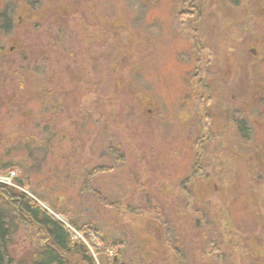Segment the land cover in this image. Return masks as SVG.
Listing matches in <instances>:
<instances>
[{
  "label": "rangeland",
  "instance_id": "1",
  "mask_svg": "<svg viewBox=\"0 0 264 264\" xmlns=\"http://www.w3.org/2000/svg\"><path fill=\"white\" fill-rule=\"evenodd\" d=\"M226 1L0 0L19 8L0 37V164L23 165L96 264L118 250L52 207L122 243L123 264H264V0ZM15 238L31 259L35 230Z\"/></svg>",
  "mask_w": 264,
  "mask_h": 264
},
{
  "label": "trees",
  "instance_id": "2",
  "mask_svg": "<svg viewBox=\"0 0 264 264\" xmlns=\"http://www.w3.org/2000/svg\"><path fill=\"white\" fill-rule=\"evenodd\" d=\"M193 3H195V1H193ZM226 5L233 10L235 7L239 8L241 4L240 0H227ZM1 6L2 5H0V37H4L12 34L18 27L15 24L14 16L19 8L16 7L12 12H9L8 8H1ZM180 15L182 19L185 15L189 16V12L186 10ZM185 22L187 21L185 20ZM240 125V135L245 139L249 138L250 131L248 124L242 121ZM111 151L114 152L112 149ZM113 154L114 158L119 160L120 157L117 155L118 153L115 151ZM120 160L123 162L124 158L121 157ZM14 169H21L23 174L22 177L14 180L16 187L0 182V264H69L71 258L77 256L84 264H96L94 257L89 253L86 245L80 240L75 241L73 239L72 231L68 225L59 220L55 215H52L48 209L39 205L38 200L45 201V199L39 198L36 194L35 188L30 184L28 174L23 165L6 164L2 162V164H0V177H3ZM90 183V181L88 184L86 182V187L89 191H93L89 185ZM95 192L96 191H94V194L96 195ZM30 194H34L35 197H31ZM104 205L106 207H114L109 201H106ZM52 208L53 212L55 211V213L66 217L68 224L74 229L83 232L86 240L90 242V244L92 240L90 231H92L93 234L100 238L102 244H104L108 250L109 248L118 250L117 255L110 258V256L103 255L102 251L95 247V253L101 256V264H123L124 254H122V243H113L109 239L107 241L101 236L99 230L88 225L81 226L75 222L71 216L66 214V212L63 213L54 207ZM155 218H158L165 226L167 230L166 241H168L170 247L176 251L179 259L180 252L170 241L168 221L164 218L163 214ZM204 218L208 220V224L211 225L210 223L212 222L208 214H205ZM212 224L214 225V223ZM23 228H27V232L35 230L38 237L36 241L32 243L31 247L29 246L32 249L31 259L28 257L23 258L12 253L15 237L21 233ZM210 238H212L211 246H215L214 234H212Z\"/></svg>",
  "mask_w": 264,
  "mask_h": 264
},
{
  "label": "built area",
  "instance_id": "3",
  "mask_svg": "<svg viewBox=\"0 0 264 264\" xmlns=\"http://www.w3.org/2000/svg\"><path fill=\"white\" fill-rule=\"evenodd\" d=\"M12 174H14V173H12ZM11 176H12V175H11ZM11 176L9 177L10 180H11V178H12ZM0 182H3V183H4V177H0Z\"/></svg>",
  "mask_w": 264,
  "mask_h": 264
}]
</instances>
